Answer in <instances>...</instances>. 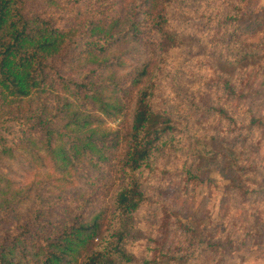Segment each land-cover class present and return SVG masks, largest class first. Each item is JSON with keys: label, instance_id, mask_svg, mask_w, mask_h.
<instances>
[{"label": "trees", "instance_id": "trees-1", "mask_svg": "<svg viewBox=\"0 0 264 264\" xmlns=\"http://www.w3.org/2000/svg\"><path fill=\"white\" fill-rule=\"evenodd\" d=\"M173 1L136 0L123 11L113 0H0V164L49 161L66 181L69 173L89 172L112 184L115 173L120 183L108 216L101 208L106 191L92 180L87 195L4 182L0 264H158L138 261L126 242L135 215L152 203L143 175L156 170L159 152L183 148L171 115L154 106L158 70L127 61L145 43L144 22L152 18L168 62L180 43L164 12ZM130 110L125 140L102 130L105 120Z\"/></svg>", "mask_w": 264, "mask_h": 264}, {"label": "rangeland", "instance_id": "rangeland-1", "mask_svg": "<svg viewBox=\"0 0 264 264\" xmlns=\"http://www.w3.org/2000/svg\"><path fill=\"white\" fill-rule=\"evenodd\" d=\"M113 2L125 11L136 0ZM164 12L180 42L168 62L148 18V37L127 65L150 62L158 70L154 106L171 115L183 149L159 152L156 170L143 175L152 203L135 215L127 250L158 264H264V0H174ZM131 110L105 120L102 130L125 140ZM125 150L122 142L115 168ZM89 174L69 173L66 181L49 161L17 157L0 164V185L87 195L92 180L106 191L101 208L111 216L118 175L112 184ZM189 253L188 261L182 258Z\"/></svg>", "mask_w": 264, "mask_h": 264}]
</instances>
